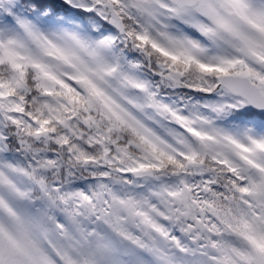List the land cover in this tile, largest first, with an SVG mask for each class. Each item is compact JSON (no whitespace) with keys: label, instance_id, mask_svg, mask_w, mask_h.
<instances>
[{"label":"snow or ice","instance_id":"1","mask_svg":"<svg viewBox=\"0 0 264 264\" xmlns=\"http://www.w3.org/2000/svg\"><path fill=\"white\" fill-rule=\"evenodd\" d=\"M0 264H264V0H0Z\"/></svg>","mask_w":264,"mask_h":264}]
</instances>
